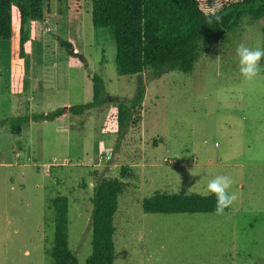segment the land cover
Returning <instances> with one entry per match:
<instances>
[{
	"label": "rangeland",
	"instance_id": "374dc122",
	"mask_svg": "<svg viewBox=\"0 0 264 264\" xmlns=\"http://www.w3.org/2000/svg\"><path fill=\"white\" fill-rule=\"evenodd\" d=\"M233 0H201L219 9ZM31 64L12 63L0 40V120L28 116L20 135L0 129V264H52L54 211L69 198V245L78 263L92 253L91 219L97 175L124 179L115 214V264H264V58L246 81L236 49L264 50V18H245L203 53L191 74H142L146 95L138 125L124 131L118 103H130L138 75L116 70L111 28L92 22V0H44V17L26 24ZM71 42L87 67L61 47ZM218 57V58H217ZM23 74V80L12 78ZM94 75L105 84V104L62 120L35 119L93 99ZM17 83L26 87L13 91ZM216 175L232 178L239 199L224 215L146 213L155 192L200 193Z\"/></svg>",
	"mask_w": 264,
	"mask_h": 264
},
{
	"label": "trees",
	"instance_id": "16d2710c",
	"mask_svg": "<svg viewBox=\"0 0 264 264\" xmlns=\"http://www.w3.org/2000/svg\"><path fill=\"white\" fill-rule=\"evenodd\" d=\"M215 13V15H213ZM215 16H220L219 22ZM44 0H0V40L10 44L11 62L22 66L23 73L31 64V39L26 24L42 20ZM264 18V0H233L219 9L204 7L201 0H92V22L96 27L111 28L116 40V70L121 76L138 75L137 91L130 103L120 102L117 122L120 131L130 124L138 125L146 95L142 74L151 70L158 76L178 70L191 74L200 56L209 51L226 33L240 28L245 18ZM212 23L207 24V20ZM68 54L83 62L86 59L74 45L58 38ZM18 81L23 74L11 75ZM93 99L85 104L62 106L33 118L62 120L69 114L82 115L86 110L105 104L104 80L94 75ZM13 91L21 94L26 87L13 83ZM28 116H10L0 120V129L7 127L20 135ZM120 177L97 175L92 197V253L86 264H115L114 224L119 196L124 192V179L135 174L122 165ZM54 211V241L48 251L52 264H79L69 245V198L56 195L49 201ZM216 198L200 193L155 192L142 201L146 213H215ZM231 207V206H230ZM225 209V213L230 210Z\"/></svg>",
	"mask_w": 264,
	"mask_h": 264
},
{
	"label": "clouds",
	"instance_id": "9594fccd",
	"mask_svg": "<svg viewBox=\"0 0 264 264\" xmlns=\"http://www.w3.org/2000/svg\"><path fill=\"white\" fill-rule=\"evenodd\" d=\"M220 19V16H215L217 22ZM212 22V19H208L206 23L210 25ZM236 54L238 56V68L241 76L246 81H253L260 74V61L264 58V50L260 48L252 49L244 44H240L236 49ZM232 184L233 180L228 175H216L207 182L206 189L202 195L215 196V215H224L225 209L232 206L239 199V193L231 191Z\"/></svg>",
	"mask_w": 264,
	"mask_h": 264
}]
</instances>
